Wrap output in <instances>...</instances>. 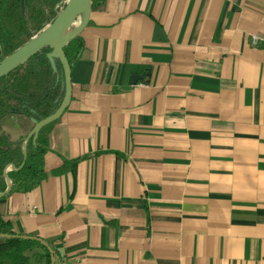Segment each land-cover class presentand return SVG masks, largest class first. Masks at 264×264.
Wrapping results in <instances>:
<instances>
[{
	"label": "crops",
	"instance_id": "crops-1",
	"mask_svg": "<svg viewBox=\"0 0 264 264\" xmlns=\"http://www.w3.org/2000/svg\"><path fill=\"white\" fill-rule=\"evenodd\" d=\"M78 36L45 177L0 219L60 264H264V0H100Z\"/></svg>",
	"mask_w": 264,
	"mask_h": 264
},
{
	"label": "trees",
	"instance_id": "trees-1",
	"mask_svg": "<svg viewBox=\"0 0 264 264\" xmlns=\"http://www.w3.org/2000/svg\"><path fill=\"white\" fill-rule=\"evenodd\" d=\"M65 0H0V62L48 27L64 7ZM100 0H90V7ZM82 49L79 36L62 49L69 68ZM47 47L0 78V193L1 197L34 190L45 177L44 155L48 151L54 122L27 137L32 127L51 115L64 93L61 65L51 67ZM23 117L32 124L24 135H11L5 122ZM76 161L70 164L74 168ZM7 180L10 182L7 186ZM0 264H60L58 253L35 238L16 235L10 223L0 219ZM32 264V263H31Z\"/></svg>",
	"mask_w": 264,
	"mask_h": 264
},
{
	"label": "water",
	"instance_id": "water-1",
	"mask_svg": "<svg viewBox=\"0 0 264 264\" xmlns=\"http://www.w3.org/2000/svg\"><path fill=\"white\" fill-rule=\"evenodd\" d=\"M65 1L66 2H64V7L61 12L56 16L53 22L48 27H46L44 31L31 38L26 44H24L9 56L5 57L0 62L1 78L3 76H6L12 70L16 69L18 66L24 64L30 57L38 53L40 50L47 47L51 50V52L48 54L51 67L54 69V59H57L61 65L64 84L63 98L58 108L51 115L47 116L32 127L30 132L27 134V137L33 135V140H35L36 133L42 127L56 121L61 116L70 101V68L62 49L71 39L78 36L85 27L90 11V0ZM141 79L142 76L133 75L131 76L130 81L132 84H135L138 80ZM2 195L3 193H0V197ZM23 237L33 238L27 236ZM38 241H40L41 244L47 247L46 244L40 239Z\"/></svg>",
	"mask_w": 264,
	"mask_h": 264
},
{
	"label": "rangeland",
	"instance_id": "rangeland-1",
	"mask_svg": "<svg viewBox=\"0 0 264 264\" xmlns=\"http://www.w3.org/2000/svg\"><path fill=\"white\" fill-rule=\"evenodd\" d=\"M66 2V1H65ZM74 26V25H73ZM5 127L4 130H6V132H8L9 134H11L12 136L14 135H24L26 134L25 131L26 129H29V126L25 125V122L20 120V119H13L11 123L5 122ZM28 130V132H29ZM34 264V263H32Z\"/></svg>",
	"mask_w": 264,
	"mask_h": 264
}]
</instances>
